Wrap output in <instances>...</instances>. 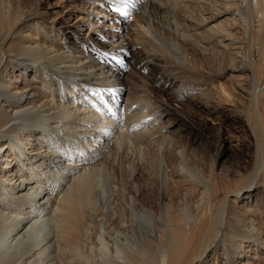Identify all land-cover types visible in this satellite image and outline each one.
<instances>
[{
    "label": "bare ground",
    "instance_id": "bare-ground-1",
    "mask_svg": "<svg viewBox=\"0 0 264 264\" xmlns=\"http://www.w3.org/2000/svg\"><path fill=\"white\" fill-rule=\"evenodd\" d=\"M209 118L219 150L199 169L183 128ZM88 248L264 264V0H0V264Z\"/></svg>",
    "mask_w": 264,
    "mask_h": 264
},
{
    "label": "rangeland",
    "instance_id": "rangeland-1",
    "mask_svg": "<svg viewBox=\"0 0 264 264\" xmlns=\"http://www.w3.org/2000/svg\"><path fill=\"white\" fill-rule=\"evenodd\" d=\"M102 6H103L102 8L104 10V13L107 16H109L110 20H112L115 23L119 22L118 20H120V23L123 21L122 13H115L114 10H112V8H110L107 5V3H105V2L103 3ZM116 18H120V19H116ZM33 32H35V31H33ZM38 33L35 32V34H38ZM129 87H130L129 84H125V88L128 89ZM230 88L234 89L235 93H237L236 90H235V88L232 85H229V89ZM168 102H170V101H168ZM170 107L171 108L173 107L176 111H177V109H179V110L184 111L185 113H191L190 110H188V109H186L184 107L181 108L180 107V104H178L177 102H171ZM229 107H230V104H229ZM194 120H195L194 123L200 124L198 119L195 118ZM206 123H207V127H203L202 126L201 128L198 127L197 125L191 126L192 129H191L190 126H187L191 130H193L192 132L191 131H188L185 128H183V132L189 133V134L191 133L190 135L192 137L198 138L200 140L198 143L194 144V146H193L194 147V149H193V155H192V157H194V161H196L197 167L199 169H200V167L201 168H207L208 165L211 163L212 159L217 154V152H218L217 150H219L218 149V144H219V140H218V128H219V124H218L217 121H215L212 118L207 119L206 120ZM202 131H205V134L208 135L209 138L206 139L204 136L200 135L199 132H202ZM208 139H209V141H208ZM235 161H236L235 157L232 156V153H230V151H229L227 153V155L223 159H221L219 161V163H222L224 166H231L232 163H234V164L236 163ZM192 166H195L196 167L195 163ZM191 172H193V171H191ZM40 213H41V215H39V216L37 215L36 218L35 217H33V218H35V219L38 218L39 219V217H40L41 220H39L35 224V226L33 225L32 227H30V225H28L27 230H26L28 233L27 232L26 233L27 234H30V233L38 232L39 231V243H41L40 246L42 247V246L45 245L46 240H44V237L46 236V233H48L50 231V225H51L50 223L51 222H49L47 220H44V219H46L47 216H49V215L46 214V212L44 210L43 211H40ZM45 214L47 215L46 217H45ZM42 220L45 222V224H44V222ZM47 226H49V228ZM44 227H46L47 229L44 228ZM97 248H95L96 250L93 248V251L95 250V253L98 252ZM82 251L86 255L83 254ZM82 251L79 250L76 253V256H78V257H79L78 254L80 252L82 253V255L80 253V256H81V257H79L80 259L77 257L78 260H82V258H83L82 261L84 263L91 264V262H92V264H93V261L94 260L92 261V257L95 258V256L93 254L94 252L92 251V249H89L88 248L87 251H84V250H82ZM88 252L89 253H92V254H89ZM48 253L50 254V252H48ZM48 253L42 255V257H41L42 259L41 258L39 259V264H45V263L48 264V258H47L48 257ZM87 259L90 260V261H88ZM85 261H88V262H85Z\"/></svg>",
    "mask_w": 264,
    "mask_h": 264
},
{
    "label": "snow or ice",
    "instance_id": "snow-or-ice-1",
    "mask_svg": "<svg viewBox=\"0 0 264 264\" xmlns=\"http://www.w3.org/2000/svg\"><path fill=\"white\" fill-rule=\"evenodd\" d=\"M119 10V9H118Z\"/></svg>",
    "mask_w": 264,
    "mask_h": 264
}]
</instances>
